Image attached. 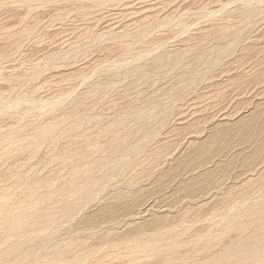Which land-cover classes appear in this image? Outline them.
I'll use <instances>...</instances> for the list:
<instances>
[{
  "label": "rangeland",
  "instance_id": "1",
  "mask_svg": "<svg viewBox=\"0 0 264 264\" xmlns=\"http://www.w3.org/2000/svg\"><path fill=\"white\" fill-rule=\"evenodd\" d=\"M0 264H264V0H0Z\"/></svg>",
  "mask_w": 264,
  "mask_h": 264
}]
</instances>
